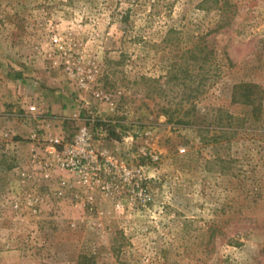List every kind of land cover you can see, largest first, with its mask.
Wrapping results in <instances>:
<instances>
[{
    "label": "rangeland",
    "instance_id": "obj_1",
    "mask_svg": "<svg viewBox=\"0 0 264 264\" xmlns=\"http://www.w3.org/2000/svg\"><path fill=\"white\" fill-rule=\"evenodd\" d=\"M0 264H264V0H0Z\"/></svg>",
    "mask_w": 264,
    "mask_h": 264
},
{
    "label": "trees",
    "instance_id": "obj_2",
    "mask_svg": "<svg viewBox=\"0 0 264 264\" xmlns=\"http://www.w3.org/2000/svg\"><path fill=\"white\" fill-rule=\"evenodd\" d=\"M237 88L241 91L242 98L244 99L245 103L252 106V104L249 103L248 98L251 96V93H253V89H255V86L250 83H243L239 85ZM254 117L256 118V116Z\"/></svg>",
    "mask_w": 264,
    "mask_h": 264
}]
</instances>
